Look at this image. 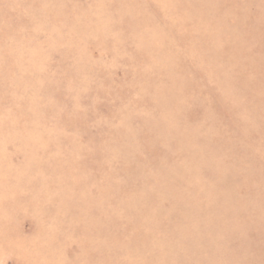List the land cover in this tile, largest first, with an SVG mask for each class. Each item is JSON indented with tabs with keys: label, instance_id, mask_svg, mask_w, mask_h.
<instances>
[{
	"label": "rangeland",
	"instance_id": "374dc122",
	"mask_svg": "<svg viewBox=\"0 0 264 264\" xmlns=\"http://www.w3.org/2000/svg\"><path fill=\"white\" fill-rule=\"evenodd\" d=\"M0 264H264V0H0Z\"/></svg>",
	"mask_w": 264,
	"mask_h": 264
}]
</instances>
